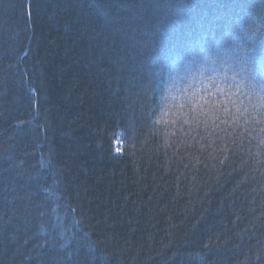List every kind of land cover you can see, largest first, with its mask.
I'll return each mask as SVG.
<instances>
[{
    "label": "trees",
    "instance_id": "obj_1",
    "mask_svg": "<svg viewBox=\"0 0 264 264\" xmlns=\"http://www.w3.org/2000/svg\"><path fill=\"white\" fill-rule=\"evenodd\" d=\"M0 264H264V0H0Z\"/></svg>",
    "mask_w": 264,
    "mask_h": 264
},
{
    "label": "snow or ice",
    "instance_id": "obj_2",
    "mask_svg": "<svg viewBox=\"0 0 264 264\" xmlns=\"http://www.w3.org/2000/svg\"><path fill=\"white\" fill-rule=\"evenodd\" d=\"M219 91L223 92L224 89L221 88V89H219ZM205 95H206V96H211L212 93H205ZM202 99H203V97H199V98L197 99V101L195 102V104H199V103H200V100H202ZM205 103H206V104H207V103H211V105L216 106V103H217V102H216L215 100H211V101H205ZM195 104H194V106H195ZM200 107H201L204 111H207V109L204 108V105H203V104H200ZM246 110H247V108H245V111H246ZM224 111L227 112V109H224ZM241 115H243V113H241Z\"/></svg>",
    "mask_w": 264,
    "mask_h": 264
}]
</instances>
